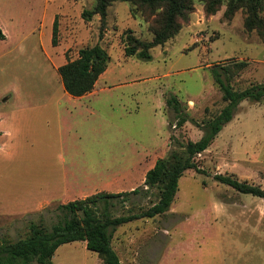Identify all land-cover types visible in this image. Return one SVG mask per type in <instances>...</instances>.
<instances>
[{
  "label": "rangeland",
  "instance_id": "1",
  "mask_svg": "<svg viewBox=\"0 0 264 264\" xmlns=\"http://www.w3.org/2000/svg\"><path fill=\"white\" fill-rule=\"evenodd\" d=\"M191 2L177 35L145 61L125 57L122 38L131 31L151 41L154 16L144 19L129 2L115 0L103 19L84 21L96 0H0V242L25 238L30 223L51 227L59 205L100 192L141 190L108 200L113 217L149 208L158 190L144 191L146 172L198 141L226 104L212 70L234 91L264 86V37L245 30L244 11L228 20L225 5L207 16ZM94 45L106 51L107 68L95 94L72 98L57 69ZM195 164L200 171L184 172L168 212L115 230L121 264H264L263 200L214 180L228 175L264 191V97L242 101ZM52 264L102 263L73 242Z\"/></svg>",
  "mask_w": 264,
  "mask_h": 264
},
{
  "label": "trees",
  "instance_id": "2",
  "mask_svg": "<svg viewBox=\"0 0 264 264\" xmlns=\"http://www.w3.org/2000/svg\"><path fill=\"white\" fill-rule=\"evenodd\" d=\"M115 0H96L94 11H83L81 17L90 21L94 14L103 19L106 9ZM129 2L135 11L142 13L144 19L154 16L149 26L151 41H142L127 31L122 38L125 57L138 60H150V50L163 46L181 29V20L192 11V0H120ZM203 5L205 15H214L222 5L226 9L224 17L230 20L234 14L243 10L244 28L246 31H256L264 37V22L260 17L263 0H199ZM5 36L0 29V40ZM51 43H57V22L52 24ZM109 57L100 45L81 48L77 58L67 61L57 69L64 91L71 97H82L90 93L107 68ZM239 64L237 67H243ZM222 75L227 70L221 68ZM214 81L222 91V99L226 102L221 111L202 126L203 135L196 142H187L181 150H174L165 159H159L149 169L144 177L146 190L156 188L157 201L149 208L127 216L113 217L107 210L108 200L137 194L141 190L129 193L106 194L96 193L85 199L59 205L58 221L51 227L44 223H30L29 234L17 241L0 242V264H52L55 251L62 245L73 242H84L87 251L97 255L102 264H121L111 245L115 230L127 223L140 219H153L169 211L174 196L178 190V181L187 170L200 171L195 164L197 155L203 153L212 144L222 128L228 124L238 105L244 100L259 102L264 97V86L257 85L243 91H234L226 81L221 79L220 72L212 70ZM167 105L175 111L178 105L167 100ZM185 122L179 116L178 125ZM217 183L225 185L239 194L251 195L263 200L264 191L246 182H240L228 175H215Z\"/></svg>",
  "mask_w": 264,
  "mask_h": 264
},
{
  "label": "crops",
  "instance_id": "3",
  "mask_svg": "<svg viewBox=\"0 0 264 264\" xmlns=\"http://www.w3.org/2000/svg\"><path fill=\"white\" fill-rule=\"evenodd\" d=\"M99 79H101L100 77H99ZM99 79L97 80V82L99 81ZM66 93V92H65ZM93 94H95V87H94V89L90 92V93H88V94H86V95H84V96H82V97H72V98H83V97H90V96H92ZM70 96V95H69ZM71 97V96H70ZM1 132H0V138L2 137L1 136ZM3 134H6V135H4V138H6V137H9L10 136V133L9 132H4ZM84 199V198H83ZM61 203L60 204H63V203H66V202H63V201H60ZM85 244V243H84Z\"/></svg>",
  "mask_w": 264,
  "mask_h": 264
},
{
  "label": "bare ground",
  "instance_id": "4",
  "mask_svg": "<svg viewBox=\"0 0 264 264\" xmlns=\"http://www.w3.org/2000/svg\"><path fill=\"white\" fill-rule=\"evenodd\" d=\"M190 105H192V102L190 101Z\"/></svg>",
  "mask_w": 264,
  "mask_h": 264
}]
</instances>
